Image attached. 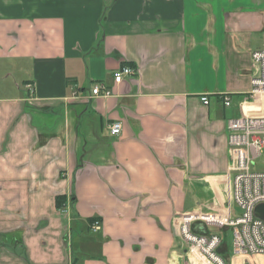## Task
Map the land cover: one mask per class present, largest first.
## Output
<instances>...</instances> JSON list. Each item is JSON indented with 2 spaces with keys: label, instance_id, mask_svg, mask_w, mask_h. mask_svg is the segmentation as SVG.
Listing matches in <instances>:
<instances>
[{
  "label": "crops",
  "instance_id": "obj_1",
  "mask_svg": "<svg viewBox=\"0 0 264 264\" xmlns=\"http://www.w3.org/2000/svg\"><path fill=\"white\" fill-rule=\"evenodd\" d=\"M232 2L0 0V264H195L182 217L231 204L218 108L259 106L263 30ZM98 84L112 95L83 100Z\"/></svg>",
  "mask_w": 264,
  "mask_h": 264
},
{
  "label": "built area",
  "instance_id": "obj_2",
  "mask_svg": "<svg viewBox=\"0 0 264 264\" xmlns=\"http://www.w3.org/2000/svg\"><path fill=\"white\" fill-rule=\"evenodd\" d=\"M252 61L257 66V75L253 78L248 100H260L261 113L242 115L228 122V148L230 156L229 172L232 175V195L229 213H193L181 219L180 232L187 242L190 256L195 264H227L219 249L223 245L221 233L203 234L197 230L199 225L206 229L218 228L232 232V257H264V221L255 216V209L264 204V30L261 34V46L252 53ZM135 75L131 67H123L114 74L115 85L121 84L125 77ZM31 89V86L28 87ZM112 92L103 84L96 85L89 96L93 98H108ZM77 98V96H74ZM201 102L209 105L208 96H202ZM225 107L231 106V98H223ZM257 108H260L259 106ZM122 123L114 122L108 125L112 136L122 133ZM240 209L237 214L234 207ZM95 221L92 231L96 233L100 226ZM220 230V231H221ZM211 232V230H210Z\"/></svg>",
  "mask_w": 264,
  "mask_h": 264
},
{
  "label": "rangeland",
  "instance_id": "obj_3",
  "mask_svg": "<svg viewBox=\"0 0 264 264\" xmlns=\"http://www.w3.org/2000/svg\"><path fill=\"white\" fill-rule=\"evenodd\" d=\"M233 2L230 4V10L235 11H240V12H244L245 14L252 16L253 18L256 19L257 24L260 26V28H262V30H264V0H232ZM253 37H257V34H254ZM242 101L236 98H232L231 101V106L230 107H225L224 105H220V107L218 108V113L222 116L225 117L226 121H230L233 119H238L242 116L241 114V110L243 108V104L241 103ZM260 102V100H248L245 101V103L248 105L247 107L250 108H254L256 107L255 104L259 105L258 103ZM263 99L261 100L260 105L262 104ZM259 105L260 108H255V112L256 114H260L262 109L261 106ZM234 211L239 214L240 213V209L235 206L234 207ZM213 233H217L219 232L218 228H211L210 229ZM222 234L224 235V242L227 243V245H224L223 250H225L226 248L229 247V249L231 248L232 245V232H223V230H221ZM220 233V232H219Z\"/></svg>",
  "mask_w": 264,
  "mask_h": 264
},
{
  "label": "trees",
  "instance_id": "obj_4",
  "mask_svg": "<svg viewBox=\"0 0 264 264\" xmlns=\"http://www.w3.org/2000/svg\"><path fill=\"white\" fill-rule=\"evenodd\" d=\"M65 206H66V196H57L56 197V208L58 209V210H63L64 208H65ZM91 221V227L93 226V224L95 223V221H97V220H95V219H93V220H90ZM91 231H92V229H91ZM219 232L222 234V232L219 230ZM219 232H217V233H219ZM223 232H229L228 230H226V229H224L223 230ZM92 233H94L93 231H92ZM210 233H213L212 231L210 232V231H208V232H206V233H203V234H210ZM224 234V233H223ZM222 234V235H223ZM224 245H227V243L226 242H224V235H223V245H222V247L219 249V254L221 255V256H223V258L225 259V261L227 262V264H228V262H229V260L227 259V257L230 255V254H228L227 256H225L224 257V255H223V248H224ZM231 256V255H230Z\"/></svg>",
  "mask_w": 264,
  "mask_h": 264
},
{
  "label": "water",
  "instance_id": "obj_5",
  "mask_svg": "<svg viewBox=\"0 0 264 264\" xmlns=\"http://www.w3.org/2000/svg\"><path fill=\"white\" fill-rule=\"evenodd\" d=\"M255 216L259 218L260 220L264 221V204L258 206L255 209Z\"/></svg>",
  "mask_w": 264,
  "mask_h": 264
}]
</instances>
